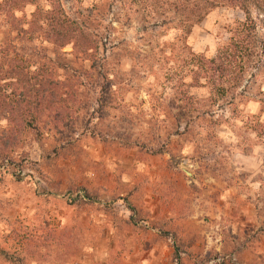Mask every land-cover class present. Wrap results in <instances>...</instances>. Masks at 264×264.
Wrapping results in <instances>:
<instances>
[{"label": "rangeland", "instance_id": "rangeland-1", "mask_svg": "<svg viewBox=\"0 0 264 264\" xmlns=\"http://www.w3.org/2000/svg\"><path fill=\"white\" fill-rule=\"evenodd\" d=\"M95 1L60 0L78 20ZM141 13L104 0L97 25L111 44L104 78L85 89L92 115L62 113L58 131L44 118L0 162V264H264V72L211 117L182 108L188 95L209 104L184 43L213 56L243 15L217 7L161 52L174 33L143 31Z\"/></svg>", "mask_w": 264, "mask_h": 264}, {"label": "trees", "instance_id": "trees-1", "mask_svg": "<svg viewBox=\"0 0 264 264\" xmlns=\"http://www.w3.org/2000/svg\"><path fill=\"white\" fill-rule=\"evenodd\" d=\"M41 1H0V120L8 124L0 132V162L8 158L22 134L46 125L44 118H51L46 125L51 126L49 131H58L61 126L56 123L62 113L91 116L85 108L93 98L85 89L97 81L95 73L104 78L106 45L111 42L99 32L96 17L104 0L93 3L91 15L78 14L80 20L72 18L60 0H45V5ZM120 1L124 2L115 3ZM131 1L139 4L142 19L147 20L143 31L152 27L164 29L162 36L174 33L171 42H156L161 52L169 46L172 51L178 38L185 40L217 7L236 9L243 15L228 28L226 41L213 56L195 53L184 43L190 86L205 89L209 100L205 109H199L194 97L187 96L190 102L182 108L189 121L213 116L214 106H232L264 72V0ZM27 6L34 9L27 12ZM67 45H71V59L63 51ZM72 63L79 67L73 68ZM173 129L177 134L181 126ZM187 129L185 124L182 130Z\"/></svg>", "mask_w": 264, "mask_h": 264}]
</instances>
